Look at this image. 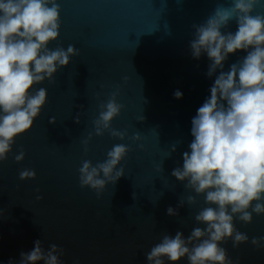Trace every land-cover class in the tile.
<instances>
[{
	"label": "water",
	"instance_id": "95a60500",
	"mask_svg": "<svg viewBox=\"0 0 264 264\" xmlns=\"http://www.w3.org/2000/svg\"><path fill=\"white\" fill-rule=\"evenodd\" d=\"M57 2L60 35L49 48L72 44L79 55L57 71L54 83L34 86L47 89V103L33 127L16 139L8 159L0 162V264H19L20 253L30 252L36 240L45 250L50 244L62 247L63 264H148L146 253L163 234L174 237L180 231L187 238L193 228L205 227L194 220L205 206L203 196L194 206L185 202L178 207L194 193L171 173L182 167L183 153L190 151L191 120L219 74L206 75V54L192 58V25L203 23L217 4L228 6L231 0ZM257 13L264 14V0L257 4ZM236 30L235 21L222 29ZM246 54H230L223 70ZM177 89L182 99L174 98ZM117 91L123 108L112 128L126 132L125 139L108 132L95 136L99 105ZM51 117L55 124L49 123ZM89 133L93 137L85 151L82 142ZM136 134L139 140L133 139ZM118 143L130 149L118 165L124 176L99 196L82 188L81 162L104 161ZM21 147L26 155L17 163L13 157ZM25 168L33 169L36 178L19 180ZM38 195L43 199L37 200ZM169 206L179 215H167ZM234 224L249 236V242L237 248L231 239L221 245L234 264H264V241L259 250L251 244L252 237L264 236V214L253 213L250 224L237 219ZM178 264H189L187 257Z\"/></svg>",
	"mask_w": 264,
	"mask_h": 264
},
{
	"label": "clouds",
	"instance_id": "9594fccd",
	"mask_svg": "<svg viewBox=\"0 0 264 264\" xmlns=\"http://www.w3.org/2000/svg\"><path fill=\"white\" fill-rule=\"evenodd\" d=\"M259 3L231 0L228 6L217 4L203 23L192 25V58L199 60L206 54L210 61L206 75L212 77L217 70L219 74L210 87V96L191 120L190 151L183 153L182 167L174 168L171 175L186 182V190L194 193L181 199L178 207L185 202L194 206L197 197L203 196L205 206L194 220L205 227L193 228L187 238L180 231L174 237L163 234L146 253L148 264H165V260L178 264L185 257L189 264H234L221 245L228 239L234 248L249 242V236L235 227L234 219L250 224L253 213L264 214V14H253ZM60 13L57 0H0V162L8 159L16 139L33 127L47 103V89L34 86L46 80L54 83L57 71L79 55L72 44L66 49L49 48L60 35ZM232 21L237 30L222 31ZM239 50L247 54L224 71L229 55ZM118 94L113 92L99 105L93 121L95 136L108 132L113 138L125 139L126 132L112 128V121L123 108L117 102ZM173 96L182 99L183 93L177 89ZM75 122H80L78 114ZM49 123L55 124L56 118L51 117ZM92 137L89 133L82 142L85 151ZM133 139L139 140V134ZM129 151L126 144L118 143L102 162L94 165L83 160L78 169L80 186L99 196L108 184L115 185L125 174L118 165ZM171 151H176L175 145ZM25 155L21 147L13 158L19 163ZM35 178L33 169L19 172L21 181ZM166 214L179 215L171 206ZM261 241L264 236L251 238L257 250L262 247ZM64 255L62 247L50 244L45 250L42 241L36 240L30 252L20 253L19 264H63Z\"/></svg>",
	"mask_w": 264,
	"mask_h": 264
}]
</instances>
